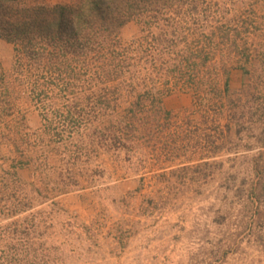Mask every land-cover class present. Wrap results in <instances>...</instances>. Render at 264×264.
Listing matches in <instances>:
<instances>
[{
    "label": "rangeland",
    "instance_id": "obj_1",
    "mask_svg": "<svg viewBox=\"0 0 264 264\" xmlns=\"http://www.w3.org/2000/svg\"><path fill=\"white\" fill-rule=\"evenodd\" d=\"M136 7L62 65L0 34V264H264V0Z\"/></svg>",
    "mask_w": 264,
    "mask_h": 264
},
{
    "label": "trees",
    "instance_id": "obj_2",
    "mask_svg": "<svg viewBox=\"0 0 264 264\" xmlns=\"http://www.w3.org/2000/svg\"><path fill=\"white\" fill-rule=\"evenodd\" d=\"M138 3L139 0H0V34L19 41L22 57L39 62L59 58L62 65L76 61L83 53H98L92 44L103 36L116 35L134 19ZM95 57V73L102 81L123 74L115 55L106 63ZM224 89L228 90V81ZM140 103L135 99L118 117L135 120L141 111ZM153 112L160 115L161 109Z\"/></svg>",
    "mask_w": 264,
    "mask_h": 264
}]
</instances>
